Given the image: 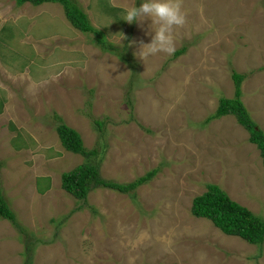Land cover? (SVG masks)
<instances>
[{
	"label": "rangeland",
	"instance_id": "obj_1",
	"mask_svg": "<svg viewBox=\"0 0 264 264\" xmlns=\"http://www.w3.org/2000/svg\"><path fill=\"white\" fill-rule=\"evenodd\" d=\"M74 1L99 34L75 29L60 4L0 0V32L11 28L0 39L2 193L35 234L29 240L43 241L31 260L24 234L0 218V264H264V242L228 236L191 213L212 183L264 221L259 148L232 115L206 122L221 97H234V70L247 76L242 101L264 131V0H183L187 23L174 54L185 51L145 60L138 53L155 35L151 19L123 21L145 0ZM99 37L125 48L136 67L102 51ZM61 124L99 152L102 178L158 174L134 202L109 189L77 201L61 176L87 158L61 145ZM19 134L26 145L18 149Z\"/></svg>",
	"mask_w": 264,
	"mask_h": 264
},
{
	"label": "trees",
	"instance_id": "obj_2",
	"mask_svg": "<svg viewBox=\"0 0 264 264\" xmlns=\"http://www.w3.org/2000/svg\"><path fill=\"white\" fill-rule=\"evenodd\" d=\"M18 6L24 4H32L34 6H40L44 3H58L63 6L65 13L73 24V26L84 34H99V31L92 25L88 14L74 1V0H14ZM11 28L5 27L0 32V39L7 38V32ZM98 45L102 51L114 54L120 61L125 63L131 69L136 67V63H132L127 58L125 48L114 46L109 44L103 38H98ZM1 48V47H0ZM185 49L176 51L173 58H177L182 55ZM0 59L6 62L4 55L0 54ZM134 73L136 71H133ZM232 78L235 85L234 97H221L216 111L210 115L206 122L210 123L216 119L224 116H234L238 123L244 127L249 133V140L255 144L262 156L264 165V131L260 129L257 123L251 118L250 113L242 101V85L246 80L245 74H240L236 71H232ZM137 72V78H138ZM2 103H0V106ZM2 108L0 107V112ZM96 124L103 125L101 121L96 120ZM100 127V126H99ZM57 133L61 140V145L68 151L79 154L86 157L83 164L74 168L71 171L62 173V188L67 191L77 201L87 204L90 193L97 189H109L121 194L131 197L132 202L136 201V191L139 187L151 182L158 174L159 169L152 170L145 174L143 177H139L132 182L120 183L115 181L106 180L101 177L99 171V165L94 162L93 157L98 155L99 152L88 151L84 146L81 134L75 129L67 127L65 124H61L57 128ZM17 136L15 142L19 149L25 144V139ZM23 140L22 142H20ZM41 190L44 193V190ZM84 206H80L79 210H82ZM91 211L97 214V210L93 207ZM191 213L195 218L207 219L212 221L216 228L228 236L239 237L250 244L261 246L264 242V221L254 215L250 210L241 206L237 202L233 201L229 195L216 184L208 183L207 191L202 195H199L193 199ZM0 218L9 221L20 233L24 234L26 255L34 259V249L37 243L43 241L39 238L35 240H29V238L35 237V234L28 232L22 224H20L17 214L10 207L9 203L2 193V182L0 175Z\"/></svg>",
	"mask_w": 264,
	"mask_h": 264
},
{
	"label": "clouds",
	"instance_id": "obj_3",
	"mask_svg": "<svg viewBox=\"0 0 264 264\" xmlns=\"http://www.w3.org/2000/svg\"><path fill=\"white\" fill-rule=\"evenodd\" d=\"M46 4H54V3H46ZM65 16L66 19L68 20L66 21L73 26V24L68 19L66 13ZM145 18L151 19L152 29L155 32V35L153 36L151 43L144 44L143 42H141V49L138 53L139 57L145 60L149 56H154L160 53L167 55L174 54L176 50L175 49L176 30L183 28L187 23V14L183 10V0H145V2H143L139 7L137 6L127 7L125 9L123 21L132 24L137 21H143ZM47 64H51V61L47 62ZM73 64L79 66V63H73ZM40 66L42 65H38L37 67L40 68ZM61 68H63V66L58 67V71L62 70ZM59 110L63 112L66 109H59ZM66 126L69 127L68 125ZM200 255L202 257H206V253H201Z\"/></svg>",
	"mask_w": 264,
	"mask_h": 264
}]
</instances>
